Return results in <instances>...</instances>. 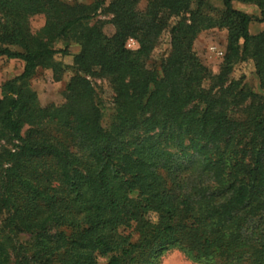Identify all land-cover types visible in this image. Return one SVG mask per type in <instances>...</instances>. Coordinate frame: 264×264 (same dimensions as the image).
I'll return each instance as SVG.
<instances>
[{"label":"trees","instance_id":"trees-1","mask_svg":"<svg viewBox=\"0 0 264 264\" xmlns=\"http://www.w3.org/2000/svg\"><path fill=\"white\" fill-rule=\"evenodd\" d=\"M234 1L257 5L264 22V0H222L217 15L207 0L144 10L140 0H0V57L24 61L1 85L0 264H154L170 248L204 264H264V94L230 79L251 60L264 92V31L252 35L253 16ZM168 27L171 52L150 69ZM217 27L228 44L213 74L194 43ZM73 42L66 101L43 106L31 79L42 67L62 80L57 57ZM92 76L115 93L107 127Z\"/></svg>","mask_w":264,"mask_h":264},{"label":"rangeland","instance_id":"rangeland-1","mask_svg":"<svg viewBox=\"0 0 264 264\" xmlns=\"http://www.w3.org/2000/svg\"><path fill=\"white\" fill-rule=\"evenodd\" d=\"M81 2L89 3L92 0H79ZM210 3L213 15L223 9L222 0H207ZM112 0H106V5L109 4ZM149 0H140L139 9L144 10L148 4ZM234 7L246 12L253 16L254 20L250 25V33L256 35L264 31V22H259L257 19L260 17V9L257 5L243 3L240 1H234ZM196 6V3H193L192 8ZM1 15V14H0ZM112 16L103 12L99 20L104 22V32L108 36L113 35L115 28L110 24ZM45 24V16L42 14L35 15L30 18L29 26L30 30L33 33H37ZM170 27H168L160 37V43L158 47L152 53L150 60L147 63L148 68L150 69H159L161 62L168 57L172 49V38ZM228 44L227 30L225 28L217 27L209 30H205L198 35L194 43V51L197 56L200 58L201 62L206 65L213 74H218L220 71L221 63L223 56L226 52ZM139 46L138 42L135 39H131L128 42V47L130 49H137ZM58 49H63L65 43L60 41L55 45ZM81 47L78 43L73 42L70 46V54L67 56L59 55L57 59L65 64L67 67L71 66L74 61V56L80 51ZM24 68V61L21 59H9L6 56L0 57V99L2 97L1 85L7 80H10L14 77H17ZM160 71V69H159ZM73 71L70 67L66 70L62 80H54V72L49 68H39L35 76L31 79V87L35 92H37L40 103L43 106L49 104H63L65 103V87L68 84ZM92 82V85L100 94L104 101V118L103 125L107 127L112 120L114 114V96L115 93L111 89L110 81L107 78L92 76L89 77ZM230 79L238 80L242 79L243 83L247 85L251 90L258 94L263 95L264 92L261 89V85L258 77L255 74V67L253 61H245L238 63L230 75ZM205 88H209L210 82L205 81L203 83ZM26 129V128H25ZM6 143L1 141L0 145H5ZM2 217L0 216V221ZM129 229L122 230L123 232H129ZM28 236H21V240H25ZM138 234L133 233V240H136ZM110 259V256H101L99 257V264H107ZM160 264H204L193 261L186 257L181 251L177 248H170L165 250L159 256L154 259V264L157 262Z\"/></svg>","mask_w":264,"mask_h":264}]
</instances>
